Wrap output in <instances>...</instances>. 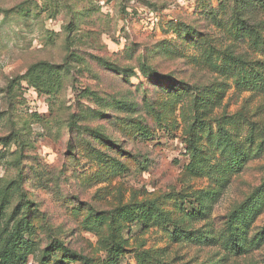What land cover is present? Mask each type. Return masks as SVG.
<instances>
[{
  "label": "rangeland",
  "instance_id": "374dc122",
  "mask_svg": "<svg viewBox=\"0 0 264 264\" xmlns=\"http://www.w3.org/2000/svg\"><path fill=\"white\" fill-rule=\"evenodd\" d=\"M223 133L264 141V0H0V236L26 222V264H264V151L229 162Z\"/></svg>",
  "mask_w": 264,
  "mask_h": 264
},
{
  "label": "trees",
  "instance_id": "16d2710c",
  "mask_svg": "<svg viewBox=\"0 0 264 264\" xmlns=\"http://www.w3.org/2000/svg\"><path fill=\"white\" fill-rule=\"evenodd\" d=\"M238 2L235 3V7L232 9V12L235 14L239 13L240 8H236ZM243 8L240 9L242 11ZM247 9L244 8V11ZM237 12V13H236ZM237 22V21H236ZM233 29V28H232ZM236 33V34H234ZM234 38L235 40L244 39V36H248L252 41L253 37H258V31L254 30L251 27H246V25L238 21V23L234 27ZM230 60L233 57L229 58ZM236 64V62H234ZM49 70V69H47ZM51 75L56 74V70H49ZM151 77H159L156 73H152ZM259 133V132H258ZM254 134L253 128H250V132L247 135L248 144H253L256 139H259V134ZM212 134V129L209 128L208 138ZM222 136L226 139V148L229 152L228 159L229 162H233L234 164H239L238 161L242 160L247 155H259L264 151V141H260L258 145L254 148L249 146V149H245L242 146L236 145V141H234L230 134L223 133ZM249 150V151H248ZM231 151V152H230ZM14 193V189L11 190L10 186L7 188L0 189V214L1 212L9 205V201L11 199L12 194ZM256 195V194H253ZM251 195L245 202L240 204L235 208L233 214L237 216L245 217L248 211L252 206L256 204L255 201L251 202ZM258 195V192H257ZM25 207H29L27 205H23L21 210ZM28 230L27 224L23 219L17 220V222L10 228L7 234L0 236V264H26L27 254L29 253L30 244L28 240H25L24 234ZM263 238L257 239L258 243L262 242ZM224 246L225 248L235 256L242 255L244 251V238L242 234L238 231H232V229H228L226 231V236L224 237ZM119 249V247H118ZM85 260V259H83Z\"/></svg>",
  "mask_w": 264,
  "mask_h": 264
}]
</instances>
